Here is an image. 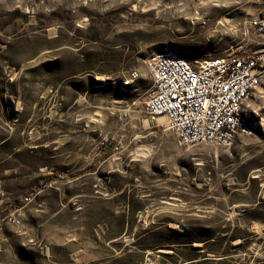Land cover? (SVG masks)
Masks as SVG:
<instances>
[{
  "label": "rangeland",
  "instance_id": "374dc122",
  "mask_svg": "<svg viewBox=\"0 0 264 264\" xmlns=\"http://www.w3.org/2000/svg\"><path fill=\"white\" fill-rule=\"evenodd\" d=\"M263 12L264 0H0V264H104L119 250L162 263L168 249L139 242L193 264H264V220L243 213L264 201V85L245 107L251 133L185 147L147 122L145 67L165 49L193 65L264 49Z\"/></svg>",
  "mask_w": 264,
  "mask_h": 264
},
{
  "label": "built area",
  "instance_id": "2783aa9c",
  "mask_svg": "<svg viewBox=\"0 0 264 264\" xmlns=\"http://www.w3.org/2000/svg\"><path fill=\"white\" fill-rule=\"evenodd\" d=\"M252 26L264 35V12ZM194 64L174 49L148 56L145 67L153 91L147 122L185 147H228L238 134L251 133L245 107L264 85V49L229 51Z\"/></svg>",
  "mask_w": 264,
  "mask_h": 264
},
{
  "label": "crops",
  "instance_id": "0c3cea01",
  "mask_svg": "<svg viewBox=\"0 0 264 264\" xmlns=\"http://www.w3.org/2000/svg\"><path fill=\"white\" fill-rule=\"evenodd\" d=\"M129 208H127L126 210V216L129 217ZM127 230L122 231V233H126ZM168 250H162V252H165V255H163V259L160 260L162 263L160 264H193L195 262H199V259H193V260H187V259H182L179 257V253H178V249H176L175 246H167ZM130 253V251H125L123 252L122 250H119V252H116L114 255H110L108 256V258L106 259V263L104 264H135V263H130L128 262V254ZM143 254H148L149 250H146L144 252H141ZM178 253V254H176ZM152 258L155 257V255L151 254ZM165 257V258H164ZM179 258L176 259V258ZM151 258V259H152ZM159 262V260H157ZM138 264H155L154 261H151V263H148L147 260L145 259L143 262H140Z\"/></svg>",
  "mask_w": 264,
  "mask_h": 264
},
{
  "label": "trees",
  "instance_id": "16d2710c",
  "mask_svg": "<svg viewBox=\"0 0 264 264\" xmlns=\"http://www.w3.org/2000/svg\"><path fill=\"white\" fill-rule=\"evenodd\" d=\"M36 72V70H33L32 71V73H35ZM15 202H16V204L17 205H15L16 207H22L24 204H25V202H26V199L25 198H23V197H20V198H17L16 200H15ZM264 207V201H262V205H261V207H256L255 209H252L251 211H249L248 209H246L243 213L245 214V215H249V216H251V217H255V218H259L260 220H264V214L263 215H261V216H259L258 215V212H259V209H262ZM259 208V209H258ZM121 232V231H120ZM151 232V231H150ZM152 233V232H151ZM119 234H122V233H119ZM118 234V235H119ZM154 234V233H153ZM216 241V240H215ZM139 244V246H140V248H141V252H144V251H146L147 249H149V247L150 248H152V247H155V248H157V249H159V248H167V246H175L174 244H172V245H165V244H162V245H160V244H157V245H153V244H146V245H140L141 243L139 242V243H137L136 245H138ZM211 253L213 252V251H210ZM210 252H208V254H210ZM214 254V253H213ZM224 254V255H223ZM215 255H222V256H220V257H224V258H226V257H228V255H227V253L225 252V253H222V254H217V253H215ZM213 256V258H215L216 256ZM192 257H185L184 259H187V260H193V258L191 259ZM128 260V262H130V263H132V261H131V259H127Z\"/></svg>",
  "mask_w": 264,
  "mask_h": 264
}]
</instances>
